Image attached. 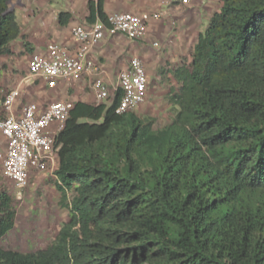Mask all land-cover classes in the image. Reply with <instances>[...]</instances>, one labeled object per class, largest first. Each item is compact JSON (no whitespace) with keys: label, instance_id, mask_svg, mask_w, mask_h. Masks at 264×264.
<instances>
[{"label":"trees","instance_id":"trees-1","mask_svg":"<svg viewBox=\"0 0 264 264\" xmlns=\"http://www.w3.org/2000/svg\"><path fill=\"white\" fill-rule=\"evenodd\" d=\"M11 2L0 0V57L22 36ZM220 4L175 70L171 124L117 113L121 90L109 106L74 104L56 135L69 221L45 249L0 247V264H264V0ZM88 8L107 23L102 0ZM15 224L0 192V239Z\"/></svg>","mask_w":264,"mask_h":264},{"label":"built area","instance_id":"built-area-1","mask_svg":"<svg viewBox=\"0 0 264 264\" xmlns=\"http://www.w3.org/2000/svg\"><path fill=\"white\" fill-rule=\"evenodd\" d=\"M192 1L165 0L167 4L178 3L183 6H189ZM160 17L159 12L123 13L110 16L107 23L98 19L91 25L75 26L72 36L79 44L78 53L72 54L68 47L61 44H49L46 55H32L29 75L23 83L41 80L50 88H55L59 82L91 75V89L96 99H110L109 86L102 77V68L90 57L92 48L109 36L124 35L132 41L142 40L146 36L148 24ZM118 90L122 92L117 107L119 114L134 111L146 101L149 76L142 58L133 57L127 69L119 73L115 92ZM20 95V87L0 92V132L8 142L6 154L1 157L3 174L18 188L19 198L34 173L47 174L50 169L58 168L56 135L64 128L74 109L71 101H54L45 109L36 103H29L16 114L14 107Z\"/></svg>","mask_w":264,"mask_h":264},{"label":"crops","instance_id":"crops-1","mask_svg":"<svg viewBox=\"0 0 264 264\" xmlns=\"http://www.w3.org/2000/svg\"><path fill=\"white\" fill-rule=\"evenodd\" d=\"M17 1L16 15L22 36L10 45V54L0 57V92H7L17 87H20L21 90L14 112L18 114L21 107L29 104L27 103L29 100H32L31 103H36L41 109H45L53 102V99H57L56 101H71L74 104L76 102L90 105L100 104L91 89L93 82V76L91 75H85L77 80L59 82L55 88H50L45 81L41 80L23 83V80L29 75V63L32 55H46L49 44H61L68 47L72 54L78 53L79 44L74 41L72 30L75 26L93 24L88 20V4L90 1L97 2L99 0ZM102 1L103 10L108 18L123 13H161L159 19H153L148 24L146 36L142 40L132 41L124 35L109 36L92 48L90 57L101 66L102 77L108 86L115 85L118 82L119 73L127 69L133 57H148L155 39H158L167 49L171 47H167V41L170 38L173 39L170 42L174 46H178L180 52L185 46L189 47L192 44L194 47L200 33L204 31L202 29L204 21L209 24L216 14V10H214L216 0H193L187 7L178 3L167 4L165 0ZM182 8H185L187 13L179 20L186 22L187 26H189L188 23H194L196 19L200 20L197 29L199 30L197 40L195 36L192 37L191 34L187 33L184 36V41H180L183 38L181 33L172 36L167 31L166 19L174 14L183 13ZM61 13L71 15L66 26L60 24L59 15ZM26 44L29 46L26 47ZM86 88L89 89L87 93H85ZM5 154L0 156H5Z\"/></svg>","mask_w":264,"mask_h":264},{"label":"rangeland","instance_id":"rangeland-1","mask_svg":"<svg viewBox=\"0 0 264 264\" xmlns=\"http://www.w3.org/2000/svg\"><path fill=\"white\" fill-rule=\"evenodd\" d=\"M16 4L18 1L12 0L11 6L15 12H17ZM220 7V0H216L214 9L216 13ZM182 11L184 12L166 19L167 31L172 36L181 33L183 38L180 41H184L187 33L192 37L195 36L196 39L200 20L196 19L194 23H188L189 26H187L186 22L179 20L187 13L185 8H182ZM207 26L208 22L204 21L202 29L205 30ZM170 41L173 39L170 38L167 41V47L171 46L167 49L158 39H155L149 56L142 58L149 76V92L146 101L133 111L140 119L152 121L155 130L163 129L174 121L179 107L173 97L179 93L182 86L175 77V70L183 65L189 66L192 62L194 49L192 44L189 47L185 46V50L180 52L178 46H174ZM116 88H118V82L109 86L111 98L105 101L98 100L100 104L111 105L113 102L111 99L114 100L116 97ZM87 92H89L88 88L85 90V93ZM54 100L57 99H53V102ZM31 102L32 100L27 101V103ZM6 150L7 141L0 132V155H4ZM1 157L0 192L7 193L11 198L12 207L16 213V224L10 233L0 239V247L23 253L45 249L54 242L63 224L69 221L70 215L69 209L60 207L61 195L56 187L55 175L57 168L50 169L47 174L34 173L29 185L21 191L22 196L19 198L18 188L3 174ZM70 196L72 197L71 194Z\"/></svg>","mask_w":264,"mask_h":264},{"label":"clouds","instance_id":"clouds-1","mask_svg":"<svg viewBox=\"0 0 264 264\" xmlns=\"http://www.w3.org/2000/svg\"><path fill=\"white\" fill-rule=\"evenodd\" d=\"M136 110V109H135ZM131 112H133V111H131Z\"/></svg>","mask_w":264,"mask_h":264}]
</instances>
